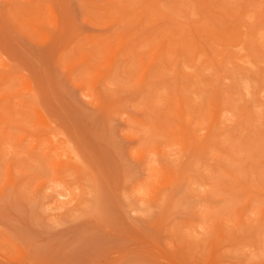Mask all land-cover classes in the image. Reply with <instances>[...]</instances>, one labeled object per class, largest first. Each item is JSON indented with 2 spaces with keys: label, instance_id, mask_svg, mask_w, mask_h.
<instances>
[{
  "label": "rangeland",
  "instance_id": "1",
  "mask_svg": "<svg viewBox=\"0 0 264 264\" xmlns=\"http://www.w3.org/2000/svg\"><path fill=\"white\" fill-rule=\"evenodd\" d=\"M0 264H264V0H0Z\"/></svg>",
  "mask_w": 264,
  "mask_h": 264
},
{
  "label": "bare ground",
  "instance_id": "2",
  "mask_svg": "<svg viewBox=\"0 0 264 264\" xmlns=\"http://www.w3.org/2000/svg\"><path fill=\"white\" fill-rule=\"evenodd\" d=\"M217 101V100H216Z\"/></svg>",
  "mask_w": 264,
  "mask_h": 264
}]
</instances>
